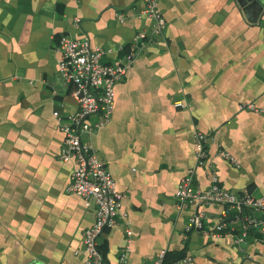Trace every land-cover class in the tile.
Wrapping results in <instances>:
<instances>
[{"label": "crops", "instance_id": "1", "mask_svg": "<svg viewBox=\"0 0 264 264\" xmlns=\"http://www.w3.org/2000/svg\"><path fill=\"white\" fill-rule=\"evenodd\" d=\"M157 2L164 34L140 51L116 85L110 120L88 137L123 193L99 247L108 264L124 250L132 264H155L162 250L196 264H264V232L239 242V222L215 238L187 231L199 211L215 225L223 206L179 208L176 199L196 166L197 131L209 135L197 183L208 187L215 170L225 189L264 198V9L254 22L237 0ZM144 6L0 0V264H86L84 230L96 205L67 190L75 162L61 157L65 135L54 111L67 117L78 104L60 75L57 46L64 34L88 36L105 62L125 58L135 33L152 31L138 14ZM247 102L255 109L240 107Z\"/></svg>", "mask_w": 264, "mask_h": 264}, {"label": "built area", "instance_id": "2", "mask_svg": "<svg viewBox=\"0 0 264 264\" xmlns=\"http://www.w3.org/2000/svg\"><path fill=\"white\" fill-rule=\"evenodd\" d=\"M145 6L138 10L139 16L152 20V31L139 30L135 33L130 51L125 58L112 62L103 60L105 51L91 43L88 36H61L57 50L59 52V72L62 78L73 87L78 108L65 117L60 110L54 111L65 140L61 149L64 161H74L75 168L68 192L81 196L87 205H96L94 222L84 230L86 264H108L99 247L100 236L117 223L123 201V193L106 163L94 151L88 137L110 120L115 106L116 85L124 77L129 66L146 46L156 44L167 28V20L158 9L157 0H143ZM123 21L125 12L119 13ZM175 106L184 107L181 100ZM242 109H255L252 102L240 106ZM93 116H98L96 122ZM196 166L180 182L176 192L177 206L221 204L223 210L218 222L213 226L205 224L202 211L194 213L186 225L187 231L203 230L211 237L228 233L234 223L241 224L239 242L246 241L250 232L258 229L264 232V198L250 192L238 194L222 187L215 170L211 172V183L201 187L195 177L197 167L204 166L209 158V135L196 132ZM221 156L233 159L226 151ZM196 264L190 255L175 259L167 258V251L162 250L155 264ZM117 264H132L124 250L118 257Z\"/></svg>", "mask_w": 264, "mask_h": 264}, {"label": "water", "instance_id": "3", "mask_svg": "<svg viewBox=\"0 0 264 264\" xmlns=\"http://www.w3.org/2000/svg\"><path fill=\"white\" fill-rule=\"evenodd\" d=\"M250 21L256 22L264 9V0H237Z\"/></svg>", "mask_w": 264, "mask_h": 264}]
</instances>
